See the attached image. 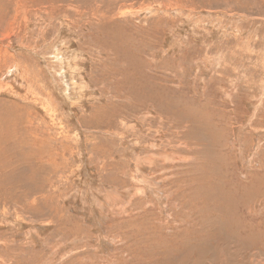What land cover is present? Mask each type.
<instances>
[{"label": "rangeland", "instance_id": "374dc122", "mask_svg": "<svg viewBox=\"0 0 264 264\" xmlns=\"http://www.w3.org/2000/svg\"><path fill=\"white\" fill-rule=\"evenodd\" d=\"M0 264H264V0H0Z\"/></svg>", "mask_w": 264, "mask_h": 264}]
</instances>
